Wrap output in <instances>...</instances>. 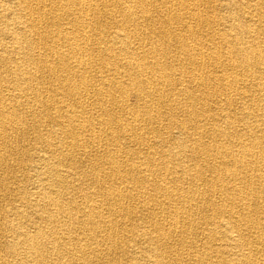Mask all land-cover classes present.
<instances>
[{
    "label": "bare ground",
    "instance_id": "6f19581e",
    "mask_svg": "<svg viewBox=\"0 0 264 264\" xmlns=\"http://www.w3.org/2000/svg\"><path fill=\"white\" fill-rule=\"evenodd\" d=\"M0 264H264V0H0Z\"/></svg>",
    "mask_w": 264,
    "mask_h": 264
},
{
    "label": "rangeland",
    "instance_id": "374dc122",
    "mask_svg": "<svg viewBox=\"0 0 264 264\" xmlns=\"http://www.w3.org/2000/svg\"><path fill=\"white\" fill-rule=\"evenodd\" d=\"M166 123V122H165ZM32 136L33 135H29V138H28V140L24 143V142H21L19 145H20V148H22V149H27V148H30V145L28 144V141L30 140V138H32ZM15 168H17V167H15ZM11 170H14V169H11ZM16 170V169H15ZM14 170V171H15ZM16 172H18L17 170H16Z\"/></svg>",
    "mask_w": 264,
    "mask_h": 264
}]
</instances>
